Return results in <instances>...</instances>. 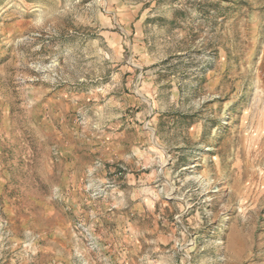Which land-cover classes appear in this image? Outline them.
Segmentation results:
<instances>
[{
    "label": "rangeland",
    "instance_id": "374dc122",
    "mask_svg": "<svg viewBox=\"0 0 264 264\" xmlns=\"http://www.w3.org/2000/svg\"><path fill=\"white\" fill-rule=\"evenodd\" d=\"M0 264H264V0H0Z\"/></svg>",
    "mask_w": 264,
    "mask_h": 264
}]
</instances>
